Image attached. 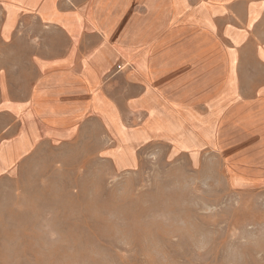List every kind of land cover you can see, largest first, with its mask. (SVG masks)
I'll return each mask as SVG.
<instances>
[{
	"label": "crops",
	"instance_id": "0c3cea01",
	"mask_svg": "<svg viewBox=\"0 0 264 264\" xmlns=\"http://www.w3.org/2000/svg\"><path fill=\"white\" fill-rule=\"evenodd\" d=\"M0 120V177L41 146L97 134L116 173L151 153L201 167L209 154L213 177L253 212L264 0H0Z\"/></svg>",
	"mask_w": 264,
	"mask_h": 264
},
{
	"label": "rangeland",
	"instance_id": "374dc122",
	"mask_svg": "<svg viewBox=\"0 0 264 264\" xmlns=\"http://www.w3.org/2000/svg\"><path fill=\"white\" fill-rule=\"evenodd\" d=\"M97 138L41 146L0 177V264L264 263V205L246 209L209 154L116 173Z\"/></svg>",
	"mask_w": 264,
	"mask_h": 264
},
{
	"label": "bare ground",
	"instance_id": "6f19581e",
	"mask_svg": "<svg viewBox=\"0 0 264 264\" xmlns=\"http://www.w3.org/2000/svg\"><path fill=\"white\" fill-rule=\"evenodd\" d=\"M12 255V254H11Z\"/></svg>",
	"mask_w": 264,
	"mask_h": 264
}]
</instances>
